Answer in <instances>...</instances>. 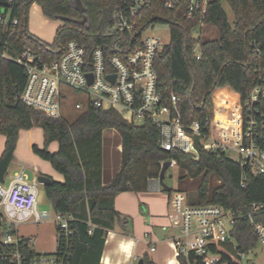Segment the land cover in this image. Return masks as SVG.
Here are the masks:
<instances>
[{
    "label": "trees",
    "instance_id": "16d2710c",
    "mask_svg": "<svg viewBox=\"0 0 264 264\" xmlns=\"http://www.w3.org/2000/svg\"><path fill=\"white\" fill-rule=\"evenodd\" d=\"M75 1L0 0V15L9 14L10 18L7 26L0 23V135L6 137L0 156V182H6L20 132L40 126L44 146L34 145L33 152L64 177L63 182L51 179L44 185L46 199L55 212L75 218L70 223L74 233L69 243L59 247L68 252L69 264H100L108 232L127 234L132 223L130 217L116 210V196L149 190L150 181L160 178L167 161L176 160L186 172L179 178L181 182L201 176L197 190L185 192L190 205L215 204L246 213L253 203L264 202V176H253L225 152L205 151L198 140L189 152H166L159 145V132L152 123L135 125L118 110L88 108L68 124L23 103L27 75L16 58L24 50L53 61L66 52L70 41H75L89 51L102 46L113 55L119 53L116 42L128 43L141 36V32L130 36L113 30L114 11L122 0H81L84 13L76 9ZM225 3L233 13V22L224 9ZM34 4L47 19L61 22L52 43L30 32V10ZM147 22L170 26V44L155 61L158 90L165 103L172 95L180 97L179 109L186 126L213 119V94L218 89L228 86L245 99L264 76V0H212L203 22L218 30L219 38L213 40L196 38L193 32L200 22L186 19L182 8H164L160 0H154ZM197 46L200 58L195 53ZM221 95L218 92L217 98ZM231 102L229 96L222 98V106ZM259 108L264 115V102ZM215 121L229 124L220 115ZM106 130L117 131L121 138L120 168L108 185L102 182L101 136ZM53 143L58 144L56 152L49 150ZM244 176L247 181L242 188ZM213 178L218 181L217 186H213ZM163 192L171 195L174 190ZM232 237L243 253L257 247V239L246 221L235 226ZM217 252L227 264H245L232 243H219ZM195 259L193 255L178 258L180 264H195ZM143 264L154 263L145 257Z\"/></svg>",
    "mask_w": 264,
    "mask_h": 264
},
{
    "label": "built area",
    "instance_id": "2783aa9c",
    "mask_svg": "<svg viewBox=\"0 0 264 264\" xmlns=\"http://www.w3.org/2000/svg\"><path fill=\"white\" fill-rule=\"evenodd\" d=\"M211 1L160 0L168 10L182 8L186 19L198 20L200 25H205L203 20ZM153 5L154 0H122L116 7L113 30L130 36L141 32V36L131 42H116L119 53L109 55L102 46L89 51L75 41H70L66 52L53 61L24 50L16 58L27 75L21 96L23 103L54 119L62 118L66 104H73L78 111L115 109L135 125L138 120L143 124L152 123L159 132V145L166 152H189L198 140L205 151H222L226 155L229 151L235 152L238 161L253 176H264V115L259 108L264 102V76L245 99L236 94L229 107H222L229 113V124L215 121L214 116L206 124L197 121L186 126L179 109L180 97L172 95L165 103L158 90L156 57L170 42H163L161 36H145L159 25L147 22V13ZM9 22V14L0 15L1 24L7 26ZM17 23L18 20H13L14 25ZM195 53L200 58L199 46ZM77 95L82 100H75ZM177 165L176 160L171 161V166ZM246 181L244 176L242 188ZM39 185L37 180L29 179L25 169L14 173L10 181L0 182V264H69L68 252L59 247L69 243L74 233L70 223L75 218L40 210ZM149 190H163L160 178L150 181ZM168 200L169 227L177 233L172 240L177 258L193 255L195 264H227L217 252L218 244L225 242L233 244L242 262L251 263L246 258L255 248L243 253L232 237V231L241 221L248 223L264 258V202L253 203L244 213L215 204L193 206L179 192H173ZM51 221L57 236V248L52 253L36 252L32 247L34 241L17 232V227L23 223Z\"/></svg>",
    "mask_w": 264,
    "mask_h": 264
},
{
    "label": "crops",
    "instance_id": "0c3cea01",
    "mask_svg": "<svg viewBox=\"0 0 264 264\" xmlns=\"http://www.w3.org/2000/svg\"><path fill=\"white\" fill-rule=\"evenodd\" d=\"M34 5L32 7L36 8L35 12L40 18L41 26L38 33L33 31L29 24L30 32L41 40L52 43L57 29L61 26V22L57 21L59 26L52 27L53 30L51 32L45 31L44 26L49 25L53 20L47 19L43 15L41 8L38 5L36 7ZM48 37H52L53 40H48ZM218 92L222 94L220 98H217ZM236 94L228 86L218 89L213 94L215 118L220 115L227 123H230L228 120L230 117L229 113L226 111L224 114L221 111L223 109L222 98L224 96L232 98ZM5 142L6 137L0 135V156L4 152ZM34 145L39 148L44 146V131L41 127H34L20 132L15 157L9 168L6 182L10 181L14 173L23 169L26 170V174L29 170L35 174L31 181L37 180L40 175H45L56 181L63 182L64 177L56 172L50 163L35 155L33 152ZM49 150L56 152L58 144H51ZM119 168L120 163L116 166L114 165V168H110L108 172L103 163L102 182L104 185H108L111 182ZM182 195L186 196L183 193ZM168 199L169 195L163 190L124 192L117 195L115 198L116 210L122 215L130 217L132 223L127 228V234L117 231L108 232L100 264H139V261L145 257L154 264H180L172 245V240L177 233L173 228L169 227L170 205Z\"/></svg>",
    "mask_w": 264,
    "mask_h": 264
},
{
    "label": "rangeland",
    "instance_id": "374dc122",
    "mask_svg": "<svg viewBox=\"0 0 264 264\" xmlns=\"http://www.w3.org/2000/svg\"><path fill=\"white\" fill-rule=\"evenodd\" d=\"M36 7V5H34ZM32 11L30 10V19L29 24L33 31L40 32V18L36 15L34 7H32ZM224 9L227 12L229 19L233 22V13L230 7L225 3ZM57 21L51 22L49 25L44 26L45 31H52V27H58ZM44 31V30H43ZM156 35L161 36L163 38V42L169 43L171 37V31L168 25L159 24L156 25L153 29L147 31L145 36ZM194 36L196 38H201L202 40H213L219 38L218 30L213 25H200L194 31ZM49 38V37H48ZM48 40L52 41L53 38L50 37ZM232 96V95H231ZM234 98V95L232 96ZM75 100H82V97L77 95ZM227 105L226 107H229ZM224 114L226 110L223 108L221 110ZM81 111H78L74 108V105H65L62 110V119L68 124L73 123L80 115ZM128 117V116H127ZM142 121L138 120L137 125H142ZM39 127L40 126H35ZM121 138L117 131L115 130H106L103 132L101 136V144L103 149V163L105 165V169L110 171V168L113 169L114 165H118L120 163V150H121ZM228 158L234 161L239 160V156L232 151L227 153ZM186 172L183 171L178 165L171 166L165 176L164 183L171 189L176 192L183 193L185 192H194L197 190L201 176L196 178L189 177L185 179L183 182L179 180V178L185 175ZM30 180H33L34 173L29 170L27 173ZM218 181L213 178V186H217ZM146 192V191H143ZM38 206L40 210H46L51 214H54V209L52 204L48 202L44 192V186H38ZM18 234L25 239H32L34 241L32 247L38 253H52L55 252L57 248V236L54 222H47L41 224H35L33 222H27L20 224L17 227ZM246 260L251 262L250 264H264V258L262 253V248L257 246L250 254L247 255ZM245 264L247 262L245 261Z\"/></svg>",
    "mask_w": 264,
    "mask_h": 264
},
{
    "label": "water",
    "instance_id": "95a60500",
    "mask_svg": "<svg viewBox=\"0 0 264 264\" xmlns=\"http://www.w3.org/2000/svg\"><path fill=\"white\" fill-rule=\"evenodd\" d=\"M75 6H76V9L80 12V13H84L85 12V8L81 2V0H76L75 1ZM171 167V161H167L165 163H163V166H162V171H161V174H160V185L162 186V188L164 190H168L170 189L165 183H164V179H165V176H166V173L168 171V169ZM37 181L41 184V185H46L48 183H50L51 181V178L45 176V175H40L38 178H37ZM227 241V240H226ZM139 264H143V260H140L139 261Z\"/></svg>",
    "mask_w": 264,
    "mask_h": 264
}]
</instances>
